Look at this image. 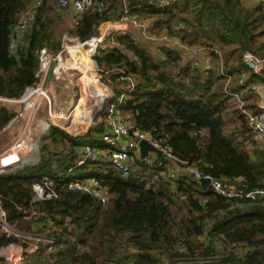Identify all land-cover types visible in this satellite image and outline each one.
I'll return each instance as SVG.
<instances>
[{
	"label": "trees",
	"instance_id": "16d2710c",
	"mask_svg": "<svg viewBox=\"0 0 264 264\" xmlns=\"http://www.w3.org/2000/svg\"><path fill=\"white\" fill-rule=\"evenodd\" d=\"M54 1L44 0L23 49L11 56L8 45L26 0H0V97L17 99L36 83L38 49L59 51L55 26L60 14ZM97 1L110 5L101 13L93 8L84 12L77 25L72 21L69 34L84 41L110 21L109 12L123 7L122 0ZM125 5L133 17H155V28L165 29L185 45L218 50L225 71L234 76L244 70L245 52L264 56V10L260 5L249 9L240 0H178L164 9L148 7L145 0H125ZM115 40L120 48L102 50L95 61L107 81L120 86L126 95L120 106L122 114L142 131L156 128V137L171 147L181 165L234 190L262 188L264 156L259 152L253 160L244 152L240 136L248 126L238 110L232 111L238 126L225 131L228 97L215 67L188 68L179 75L175 71L180 64L177 55L164 52L157 57L127 35ZM121 77L133 81L132 91ZM255 80L251 76L250 81ZM241 89L232 85L233 91ZM13 115L0 105V131ZM102 132L99 126L73 138L52 127L42 136L37 164L0 175V202L8 223L23 233L53 238L56 245L49 253L40 244L18 264H161L162 258L168 264L199 259L204 260L202 264H264L263 201L244 195L225 199L211 189L203 191L188 172L172 189L163 182L159 168L139 162L127 178H121L104 160H86L79 166L85 144L106 148L98 142ZM76 169L83 171L71 177ZM45 179L58 183L57 198L32 202V185ZM82 179H95L106 190L104 205L66 190L68 181ZM16 241L0 231V248ZM78 245L84 248L80 255L76 254ZM0 264L8 263L0 258Z\"/></svg>",
	"mask_w": 264,
	"mask_h": 264
},
{
	"label": "built area",
	"instance_id": "2783aa9c",
	"mask_svg": "<svg viewBox=\"0 0 264 264\" xmlns=\"http://www.w3.org/2000/svg\"><path fill=\"white\" fill-rule=\"evenodd\" d=\"M146 6L164 9L178 0H145ZM259 5L264 10V0H258ZM44 0H26V7L17 16L16 25L11 35L8 51L11 56L17 55L25 45L27 32L36 20L38 10L42 7ZM124 11L123 16L116 22H106L99 26L103 32L91 35L82 41L78 37L69 33H64L60 41L58 52H52L47 47H42L36 51L38 69L36 72L37 81L32 86L24 89L17 99L0 97V105H19L15 116L0 131V137L9 136L10 140L2 145L0 150V175L15 172L26 166H33L40 160L38 144L42 143V136L52 127H55L73 138L84 136L91 128L102 126L103 132L98 136V142L106 146L100 148L98 145L85 144L80 153L78 165L84 161H98L106 159L111 168L120 175L127 178L131 168L136 162L147 167L160 169V177L164 183L169 184L172 189L182 174L188 172L193 179H209L211 189L217 195L232 199L244 195L245 198L253 201H263L264 203V181L262 188L253 191H242L231 189L217 179L203 174L197 169H189L174 156L170 146L156 137L157 129L145 132L138 129L128 115L122 114L120 106L124 104L126 95L124 93L117 96L113 89L108 87L103 79V74L99 70L95 57L103 50V46L109 38L116 35H127L126 27H137L139 20L132 18L128 9L125 8V0H122ZM105 1L97 0H57L56 6L61 10L72 12V21L75 25L81 19V15L90 9H95L101 13L106 8ZM128 36V35H127ZM114 40V39H113ZM116 48V45H111ZM189 62L184 63L179 60L176 74H183L188 68L200 70H211L215 67L217 75L222 77L224 93L228 97V102L233 109L238 110L247 123V131L240 136L244 152L253 159L259 152L264 156V103L260 102L257 109L249 106L246 96L257 93L259 83L250 81L251 76L260 80L264 85V56L252 52H245L242 56L244 70L233 76L225 71L224 58L218 50H208L202 46H188L182 44ZM213 62L215 66H213ZM120 81L128 82V91H132L134 83L130 78H120ZM76 81L83 86L80 92L78 104L71 101L65 108L56 101L52 94V88L66 86L69 82ZM241 86L240 91H233L232 85ZM85 86V87H84ZM95 92V93H93ZM84 95H83V94ZM83 95V96H82ZM45 111L44 120L38 121L36 125L24 123L18 128L15 134V125L23 120H33L38 112ZM28 126V127H27ZM36 132L34 140L33 132ZM146 141L155 149L161 152L160 157L155 153H148L141 157L139 145ZM183 166H186L184 168ZM58 183L54 180L45 179L39 183H34L31 187L33 193L32 202H44L54 200L58 196L56 188ZM66 190L79 192L97 199L101 205L107 202V194L100 183L95 179L70 180L65 184ZM0 231L6 237H13L17 241L34 242L30 247H26L23 253L17 258H12L14 262H21L27 256L33 254L40 244L46 246L47 252H53L56 245L53 238H46L40 235L33 236L24 234L17 230L14 225L7 221L6 213L3 211L0 202ZM21 239V240H19ZM206 243V240H204ZM16 243V242H15ZM15 243L7 247L14 246ZM25 243V242H24ZM4 247L0 248L3 249ZM84 248L77 246L76 254L80 255ZM203 259H199L188 264H202ZM12 263V262H10ZM161 264H168L162 258Z\"/></svg>",
	"mask_w": 264,
	"mask_h": 264
},
{
	"label": "rangeland",
	"instance_id": "374dc122",
	"mask_svg": "<svg viewBox=\"0 0 264 264\" xmlns=\"http://www.w3.org/2000/svg\"><path fill=\"white\" fill-rule=\"evenodd\" d=\"M56 1L57 0L54 1L53 5L56 8V12L58 14H60V21L55 26V33H56L57 40L61 41L62 35L64 33H68V30H69L70 25L72 23V15H71L70 10L58 9L56 6ZM109 5H110L109 2H107V7ZM125 8L128 9L126 7V5H125ZM121 10H122V13H121ZM123 11H124V7H122V9H120V10H116V12H114V11L109 12V14L111 15L110 22L113 23V22L118 21L119 18L123 16ZM132 18L139 20V25L137 27H132V26L126 27L125 34H127L129 37L134 36L135 40H137V39H141L142 37H145L147 34H149L150 36H152L150 38H153L151 42L156 41L158 43H161L163 37L168 38V34L165 32L166 31L165 29H158V28L154 27L155 17L141 15V16H138V18L133 17V16H132ZM102 32H103V28L101 27L100 29H97L95 31L94 35L100 34ZM117 34H119V33H114V38H109L106 41V43L113 41V39L115 40ZM261 40L264 42V36L261 38ZM136 42H138V41H136ZM148 42L149 41H147V40L145 41V43H148ZM149 47H152V46H149ZM155 49H157V48H155ZM161 51H162V49H161ZM184 54H186V53L184 52ZM103 79H104L105 83L108 85V87L113 89L114 93L117 96H119L122 93V91L120 89L121 87L116 86V85L114 86L113 84L109 83L107 81L105 75H103ZM82 89H83V86L81 85V83H77L76 81H71L66 86H61V87L55 86V87H53L52 88V91H53L52 94H53V97L56 99V101L58 103H60L63 107L66 108L71 101H73L75 104H78V101L80 99V92H82ZM228 104H229L228 105L229 109H227V116H224V119L227 122V126H226L225 131L229 133L236 126H238L239 122L236 120H232L233 107L230 105L229 102H228ZM6 106L13 112V114H14L13 117L15 116L16 111L20 108V106L16 105V104H12V105L10 104V105H6ZM44 118H45V111L43 110L41 112H38L36 115V118L33 120H29V119L27 120L26 119V120H23V123H21V121H19V123L15 125V128H14L15 130H13V133L15 134L16 132H18V128L23 127L24 123L30 124L31 123L30 121H32L33 125L34 124L36 125V123L38 121L44 120ZM32 132L34 135V140H36V132H34L33 130H32ZM8 140H10L9 136H7V135L2 136V137H0V144H5L6 142H8ZM40 145H41V143L37 145L38 148H40ZM82 171L83 170H80V169L77 170L76 169V170L72 171V173L70 175H71V177H76L77 175L82 173ZM172 211H173V213H175L176 209L174 207H172ZM24 234H29V233H24ZM32 234H33V236L39 235L37 232L30 233L29 235H32ZM19 240H21V239H19ZM33 244H34V242L31 241L30 239H28L27 241H23V242L22 241H16L14 246L7 247V248L4 247L3 249H0V258L4 259L8 264H18L17 261L16 262H14V261L8 262L7 260H13L12 258H14V257L17 258L21 253H23V251L25 250L26 247L28 248V247H30V245H33ZM10 262H12V263H10Z\"/></svg>",
	"mask_w": 264,
	"mask_h": 264
},
{
	"label": "crops",
	"instance_id": "0c3cea01",
	"mask_svg": "<svg viewBox=\"0 0 264 264\" xmlns=\"http://www.w3.org/2000/svg\"><path fill=\"white\" fill-rule=\"evenodd\" d=\"M240 1L242 2V4L245 7L249 8V9H252V8L259 5L258 0H240ZM71 15H72V12H71ZM150 37H152V36L147 34L145 37H142L143 39L141 38V39L135 40L134 36H130V38L133 40V42L137 46H140L144 49H147L153 54L155 53L154 55H156L157 57H161V55L164 52H169L171 54L177 55L179 57V59H181V62H182V60L184 63L190 61L188 56L186 54H184V50L181 48L183 43L181 41H179L174 35L168 34V38L163 37L161 43H158L156 41L151 42L153 38H150ZM146 40L149 42L145 43ZM136 41H138V42H136ZM112 44H114V46L116 45V48H118V49L120 48V46L116 42V40H113V41L105 43L103 46V50L108 49V48H112V46H111ZM149 46H152V47H149ZM153 46L157 49H155ZM161 49H162V51H161ZM213 66H215L214 62H213ZM255 81H256V83H259V89H258L257 93L248 94L246 96V99L248 100L249 106H251V107L255 106V108H257L258 104H260V102L264 103V85L260 84L261 83L260 80H255ZM2 145L3 144H0V150L2 149ZM256 158L257 157H254L253 160H256ZM103 160L106 161V159H103Z\"/></svg>",
	"mask_w": 264,
	"mask_h": 264
},
{
	"label": "water",
	"instance_id": "95a60500",
	"mask_svg": "<svg viewBox=\"0 0 264 264\" xmlns=\"http://www.w3.org/2000/svg\"><path fill=\"white\" fill-rule=\"evenodd\" d=\"M139 148H140L141 157L147 156L148 153H155L157 157H160L161 155V152L159 150L155 149L153 146H151L146 141L141 142L139 145ZM183 167L186 168V166H183ZM198 183L200 184L203 191H206L207 189H209V185H210L209 179H200L198 180ZM237 189L246 191V187H240Z\"/></svg>",
	"mask_w": 264,
	"mask_h": 264
}]
</instances>
